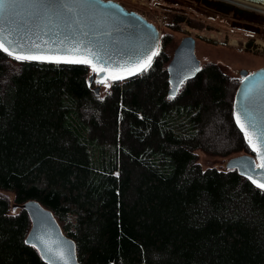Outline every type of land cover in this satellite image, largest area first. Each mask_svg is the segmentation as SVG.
I'll return each instance as SVG.
<instances>
[{"label":"trees","instance_id":"1","mask_svg":"<svg viewBox=\"0 0 264 264\" xmlns=\"http://www.w3.org/2000/svg\"><path fill=\"white\" fill-rule=\"evenodd\" d=\"M171 42L103 96L84 62L0 50V264H46L25 243L27 200L52 212L79 264H264V189L195 153L255 155L232 116L240 79L205 63L170 98Z\"/></svg>","mask_w":264,"mask_h":264},{"label":"water","instance_id":"2","mask_svg":"<svg viewBox=\"0 0 264 264\" xmlns=\"http://www.w3.org/2000/svg\"><path fill=\"white\" fill-rule=\"evenodd\" d=\"M264 6V0H246ZM227 13L228 10L220 9ZM160 43L157 28L113 0H0V50L36 62H84L95 70L88 84L103 83L109 75L136 76L154 59ZM195 39L184 37L166 66L168 96L198 74ZM232 116L255 155L233 156L227 170L264 189V67L239 71ZM99 95L100 86L94 87ZM30 220L25 243L46 264H79L75 243L66 236L52 212L36 200L21 204Z\"/></svg>","mask_w":264,"mask_h":264},{"label":"rangeland","instance_id":"3","mask_svg":"<svg viewBox=\"0 0 264 264\" xmlns=\"http://www.w3.org/2000/svg\"><path fill=\"white\" fill-rule=\"evenodd\" d=\"M116 1L126 9L139 13L153 22L158 27L161 36L169 35L172 42L167 51L170 55L181 39L191 36L195 38V56L201 66L205 63H215L222 68L224 73L239 79L241 70L251 73L264 67V29L255 28L253 32L247 30V27H257V24L246 22L231 13L222 14L212 5L207 9L194 0ZM180 19L182 20L177 23L176 21ZM91 72L95 75L94 68ZM122 78L123 75H109L105 82L98 84L100 95L103 96L106 93L114 80ZM195 153L202 169H226L229 158L209 156L200 150ZM1 193L9 199L12 206L13 194Z\"/></svg>","mask_w":264,"mask_h":264},{"label":"flooded vegetation","instance_id":"4","mask_svg":"<svg viewBox=\"0 0 264 264\" xmlns=\"http://www.w3.org/2000/svg\"><path fill=\"white\" fill-rule=\"evenodd\" d=\"M194 1H198L200 4L204 5L207 9H208V6L210 8L212 5L216 9V11H219V12H221L220 9L228 10L227 13H223V12L221 13L222 14L231 13V14L241 17L246 22L257 24L258 25L257 27L255 26H253V28L247 27V30H249L250 32H253V29L255 28L258 30L264 29V15L263 14L255 13L253 11H249V10L237 8L234 6H230L227 4H223L215 0H194ZM255 32H259V31H255Z\"/></svg>","mask_w":264,"mask_h":264},{"label":"bare ground","instance_id":"5","mask_svg":"<svg viewBox=\"0 0 264 264\" xmlns=\"http://www.w3.org/2000/svg\"><path fill=\"white\" fill-rule=\"evenodd\" d=\"M218 1H224V2H227L228 4H233L235 6H238L246 10H253L255 13H260L264 15V6L262 5L249 3L244 0H218Z\"/></svg>","mask_w":264,"mask_h":264},{"label":"built area","instance_id":"6","mask_svg":"<svg viewBox=\"0 0 264 264\" xmlns=\"http://www.w3.org/2000/svg\"><path fill=\"white\" fill-rule=\"evenodd\" d=\"M218 1V0H217ZM244 1H246V0H244ZM218 2H220V3H223V4H227V5H230V6H234V7H237V8H240V7H238V6H235V5H233V4H228L227 2H224V1H218ZM247 2H249V1H247ZM249 3H251V2H249ZM254 4V3H253ZM241 9H243V8H241ZM246 10V9H245Z\"/></svg>","mask_w":264,"mask_h":264}]
</instances>
